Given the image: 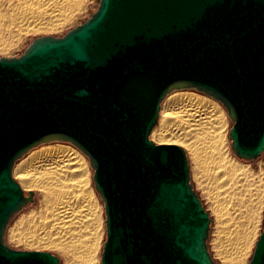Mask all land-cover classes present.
Masks as SVG:
<instances>
[{
    "label": "water",
    "instance_id": "obj_1",
    "mask_svg": "<svg viewBox=\"0 0 264 264\" xmlns=\"http://www.w3.org/2000/svg\"><path fill=\"white\" fill-rule=\"evenodd\" d=\"M194 91L225 109L235 157L264 152V0H99L61 37L0 57V264H60L4 242L34 201L12 177L32 148L83 154L104 211L99 264H214L211 217L185 151L150 134L161 103ZM247 264H264V221Z\"/></svg>",
    "mask_w": 264,
    "mask_h": 264
},
{
    "label": "bare ground",
    "instance_id": "obj_2",
    "mask_svg": "<svg viewBox=\"0 0 264 264\" xmlns=\"http://www.w3.org/2000/svg\"><path fill=\"white\" fill-rule=\"evenodd\" d=\"M84 1L0 0V49L7 52L15 41L28 33L64 26L74 18ZM225 133L224 112L216 102L196 93L175 92L164 99L150 139L156 144L186 148L195 160L203 153L208 159L212 158L217 169L220 168V176L226 181L224 184L235 199L239 213L233 237L235 244L230 247L236 251L235 257L240 258L251 243L252 228L260 213L262 196L259 195H262L264 181H256L258 184L253 188L254 181H243L225 155ZM13 172L20 186L28 191L38 189L42 194L43 210L38 219L27 217L24 225L31 226L28 232L22 226L26 232L22 230L25 242L37 247H56L78 264H95V252L101 238L100 205L89 183L86 160L80 152L68 144L45 145L27 153L15 164ZM210 198L213 212L221 213L219 200L217 205L214 196Z\"/></svg>",
    "mask_w": 264,
    "mask_h": 264
},
{
    "label": "rangeland",
    "instance_id": "obj_3",
    "mask_svg": "<svg viewBox=\"0 0 264 264\" xmlns=\"http://www.w3.org/2000/svg\"><path fill=\"white\" fill-rule=\"evenodd\" d=\"M98 3H99V0H85L84 3L80 6L81 8H79V10L76 11L74 18L70 22L66 23L64 26H62L60 28H56V29L51 30V31H36V32H31L30 34L28 33V34L23 36V39H21L19 41H15L14 44L12 46H10L11 48L9 47L8 50H6L7 52H4L5 50L0 49L1 50L0 51V57H18V56H20L23 53V51L27 48V46L30 44L32 39H34L36 37L47 36V35H51V36H55V37L63 36L66 32H68L72 28L84 23L88 18H90L91 15L96 11V9L98 7ZM175 92H191V93H196V94L202 95V94L194 92V91H175ZM175 92H172L171 94H173ZM202 96H204V95H202ZM205 97H207V96H205ZM207 98H209V97H207ZM209 99H211V98H209ZM211 100L216 102L222 108V110L224 112L225 129H226L225 144H227L225 155L227 157V160L231 164H233V166H235L237 173L239 174L240 177L243 178V181H246V180L250 181L251 180V181L255 182V184H253L254 186L251 187V188H253V187H255L256 184H258V182H256V181L260 180V183H262V181H264V152L255 161H244V160H239L237 157H235L234 154L232 153L231 149H230V141L228 138V131H229V128L231 126V123L229 121L227 113H226L225 109L220 105V103H218L217 101H215L213 99H211ZM162 104H163V102L161 103V108H162ZM160 114H161V110L159 112V118H160ZM159 118H158V120H159ZM50 144H64V143H50ZM50 144H43V145H40L38 147L32 148L31 150L40 148V147L45 146V145H50ZM185 149H184V151L187 155L189 169H190V181L192 183L194 190L197 192L200 200L202 201L205 210L209 213V216L211 217V224H210L209 237L207 240V246H208V250L211 254V257L214 261V264H233L232 262H234V261H235L234 263H236V264H247L250 257H251V254H252L255 242L258 238V235H259V233L263 227V221H264V186L261 187L262 195H259V196H262V197H260L261 208H260V213L258 215L257 221H255V223L253 225L254 228H252L253 233H251V235H250V236H252V234H253V236L251 237V243H249L247 245V247L245 248L243 254L240 256L241 259L236 258L235 257L236 251L234 249H232V247H230V246H233L235 244V240L233 237L236 235V232L234 230L237 231V226L239 223V220H238L239 213H238L237 209L235 208V199L233 200V196H231L230 190L228 189L227 185L224 184V183H226V181L224 180L223 177L220 176V174H221L220 168L217 169V165L214 163V161L211 160L212 158L210 157V159H208L205 154L201 153L200 159L195 160L191 155H189L188 150L187 149L185 150ZM81 155L86 160V163H87V166L89 169V174H90L89 175V181H90L89 183L93 188L92 170L89 167L87 158L83 154H81ZM204 156H205V159L203 158ZM202 158H203V160H202ZM21 159H19V160H21ZM17 162H15V164ZM15 164L13 166V170H14ZM237 168H238V170H237ZM13 170H12V177L19 183L18 179H16V175L14 174ZM221 186H223V187H221ZM22 188L25 190V192L28 191L27 188H24V187H22ZM31 190L34 192V201H33V203L28 204L26 207H24L20 212L16 213L13 216V218H11V220L9 221L8 227L4 233V237H3L5 244H7L12 249H16V250H35V251L49 252V253L55 255L59 259L60 264H78V263H75L74 260H72V258H70L68 255H66L65 253H63L62 251L57 249L56 247H53V246H39V247H37V246H31L27 242H25V238H24L25 233L31 229V226H26L27 227L26 228L24 225L26 222V219H28L27 217L31 216L35 220H37L38 219L37 217H39L40 212L43 210V200H42L41 192H39L38 189H31ZM93 192L95 193L94 195H95V197H97L98 204L100 205L99 206L100 207V213L99 214H100V226H101L100 227V232H101L100 237L101 238L99 239V245H98L97 250L95 252L96 253L95 255L97 257V258L95 257V259H96L95 264H99L102 245H103V241L105 240V223H104L103 204H102L99 196L95 192L94 188H93ZM212 194H213L216 202L218 200H219L218 202H220V204L217 202V205L219 204L218 207L220 206L222 208L221 209L219 207L221 210V213L220 212L218 213V211L213 212L212 205H211L212 199L210 198V196L213 197ZM216 194H219V195L216 196ZM221 197L224 198L223 199L224 201L222 200ZM218 198H220V199H218ZM228 201H231V202H228ZM222 204H225V205H222ZM216 214L217 215L219 214L221 216H217ZM20 223H21V225H19ZM22 226L25 227L24 230L27 229L26 232L23 230ZM22 230L25 233H22L23 232ZM228 230H230V231H228ZM18 234H20V235L18 236ZM226 236H228V237H226ZM230 240H232L233 242H231ZM229 248H231V249H229ZM221 252H223V253H221ZM230 253L232 256L230 255ZM223 254H225V255H223ZM229 256H231V257H229ZM235 259H237V260H235Z\"/></svg>",
    "mask_w": 264,
    "mask_h": 264
},
{
    "label": "trees",
    "instance_id": "obj_4",
    "mask_svg": "<svg viewBox=\"0 0 264 264\" xmlns=\"http://www.w3.org/2000/svg\"><path fill=\"white\" fill-rule=\"evenodd\" d=\"M17 162V161H16Z\"/></svg>",
    "mask_w": 264,
    "mask_h": 264
}]
</instances>
